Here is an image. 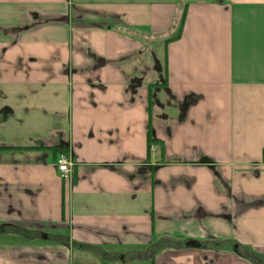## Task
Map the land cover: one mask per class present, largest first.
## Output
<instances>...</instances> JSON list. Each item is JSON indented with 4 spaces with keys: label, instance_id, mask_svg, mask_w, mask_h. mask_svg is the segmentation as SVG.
Returning a JSON list of instances; mask_svg holds the SVG:
<instances>
[{
    "label": "crops",
    "instance_id": "1",
    "mask_svg": "<svg viewBox=\"0 0 264 264\" xmlns=\"http://www.w3.org/2000/svg\"><path fill=\"white\" fill-rule=\"evenodd\" d=\"M263 150L264 0H0V264H264Z\"/></svg>",
    "mask_w": 264,
    "mask_h": 264
},
{
    "label": "built area",
    "instance_id": "2",
    "mask_svg": "<svg viewBox=\"0 0 264 264\" xmlns=\"http://www.w3.org/2000/svg\"><path fill=\"white\" fill-rule=\"evenodd\" d=\"M55 165H56L57 170L61 174L65 175L69 173L72 169V163H71L68 153L64 151H59L55 158Z\"/></svg>",
    "mask_w": 264,
    "mask_h": 264
},
{
    "label": "trees",
    "instance_id": "3",
    "mask_svg": "<svg viewBox=\"0 0 264 264\" xmlns=\"http://www.w3.org/2000/svg\"><path fill=\"white\" fill-rule=\"evenodd\" d=\"M183 18H184V12L182 13V15H181V18H180V25H182V23H183ZM155 140L151 137V134H150V131L148 130V133H147V143H148V146H149V148H150V146H151V144L154 142ZM48 148H51L53 151H56V152H59V151H66V149L65 148H62V147H48ZM264 151V150H263ZM251 254V253H250ZM251 255H253V254H251ZM247 257L249 258V259H251L252 258V256H250V255H247ZM254 260V259H253Z\"/></svg>",
    "mask_w": 264,
    "mask_h": 264
},
{
    "label": "water",
    "instance_id": "4",
    "mask_svg": "<svg viewBox=\"0 0 264 264\" xmlns=\"http://www.w3.org/2000/svg\"><path fill=\"white\" fill-rule=\"evenodd\" d=\"M194 243H195V242H194L193 240H190V241L186 242V244H188V245H193ZM234 249H237V247L234 246Z\"/></svg>",
    "mask_w": 264,
    "mask_h": 264
}]
</instances>
